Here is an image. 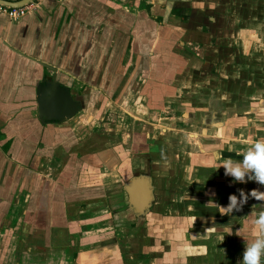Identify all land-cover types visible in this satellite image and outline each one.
I'll list each match as a JSON object with an SVG mask.
<instances>
[{
	"label": "crops",
	"instance_id": "obj_1",
	"mask_svg": "<svg viewBox=\"0 0 264 264\" xmlns=\"http://www.w3.org/2000/svg\"><path fill=\"white\" fill-rule=\"evenodd\" d=\"M214 3L238 0L0 14V264H238L264 235V199L207 205L264 196L221 167L264 137V40L229 46Z\"/></svg>",
	"mask_w": 264,
	"mask_h": 264
},
{
	"label": "clouds",
	"instance_id": "obj_2",
	"mask_svg": "<svg viewBox=\"0 0 264 264\" xmlns=\"http://www.w3.org/2000/svg\"><path fill=\"white\" fill-rule=\"evenodd\" d=\"M217 160H220L217 155ZM221 167L225 169V175L233 177L235 182L246 183L248 180L264 185V137H261L251 143L243 152L242 160H234L232 158H224ZM239 196L231 194L227 206H221L210 200L208 206H218L223 209V214H231L233 210H239L247 202L249 196L256 199H264V196H258L261 192L253 189L250 193H246L244 189H239ZM259 232L264 233V212L259 214L255 221ZM221 232L226 235L232 234V229L225 227ZM264 262V235L257 236L252 241L246 242L242 259L238 264H262Z\"/></svg>",
	"mask_w": 264,
	"mask_h": 264
},
{
	"label": "rangeland",
	"instance_id": "obj_3",
	"mask_svg": "<svg viewBox=\"0 0 264 264\" xmlns=\"http://www.w3.org/2000/svg\"><path fill=\"white\" fill-rule=\"evenodd\" d=\"M213 5V19H218L219 16H223L226 20H229L227 27L232 26L230 29L217 28L220 30L217 37L221 36L225 40H230L229 46L234 47L235 35L238 31H240V33L239 37L236 36V39L245 38L248 41L256 38L257 40L255 42H259L258 40L262 38L264 40V0H238L236 9L232 6H222L219 3H214ZM235 26L236 28H233ZM233 50H238L237 52L240 57V59L237 60L238 65L245 66L246 63L244 62L243 55L240 54L244 52V48L242 49L240 46ZM243 54L247 56L248 52ZM262 85H264V83H262ZM186 239V237H177L174 238V241L181 244L182 241H186ZM193 242L196 244L197 242L200 243V236Z\"/></svg>",
	"mask_w": 264,
	"mask_h": 264
},
{
	"label": "built area",
	"instance_id": "obj_4",
	"mask_svg": "<svg viewBox=\"0 0 264 264\" xmlns=\"http://www.w3.org/2000/svg\"><path fill=\"white\" fill-rule=\"evenodd\" d=\"M34 5V1L22 8H11L0 5V14L6 15L13 22H18L26 17L35 8Z\"/></svg>",
	"mask_w": 264,
	"mask_h": 264
},
{
	"label": "water",
	"instance_id": "obj_5",
	"mask_svg": "<svg viewBox=\"0 0 264 264\" xmlns=\"http://www.w3.org/2000/svg\"><path fill=\"white\" fill-rule=\"evenodd\" d=\"M34 0H22L19 2H10L7 0H0V5H4L7 7H11V8H22L25 7L27 5H29L30 3H32Z\"/></svg>",
	"mask_w": 264,
	"mask_h": 264
}]
</instances>
